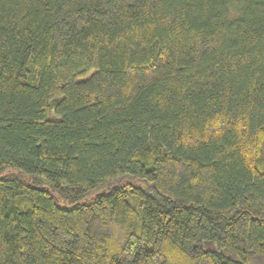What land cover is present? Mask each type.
Wrapping results in <instances>:
<instances>
[{"label": "trees", "instance_id": "trees-1", "mask_svg": "<svg viewBox=\"0 0 264 264\" xmlns=\"http://www.w3.org/2000/svg\"><path fill=\"white\" fill-rule=\"evenodd\" d=\"M0 264H264V0H0Z\"/></svg>", "mask_w": 264, "mask_h": 264}]
</instances>
